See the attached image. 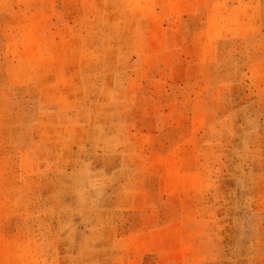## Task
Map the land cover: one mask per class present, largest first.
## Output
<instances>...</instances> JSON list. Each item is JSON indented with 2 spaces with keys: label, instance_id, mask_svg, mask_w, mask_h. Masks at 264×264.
I'll use <instances>...</instances> for the list:
<instances>
[{
  "label": "rangeland",
  "instance_id": "obj_1",
  "mask_svg": "<svg viewBox=\"0 0 264 264\" xmlns=\"http://www.w3.org/2000/svg\"><path fill=\"white\" fill-rule=\"evenodd\" d=\"M0 264H264V0H0Z\"/></svg>",
  "mask_w": 264,
  "mask_h": 264
}]
</instances>
